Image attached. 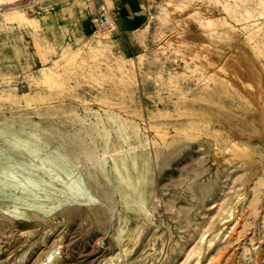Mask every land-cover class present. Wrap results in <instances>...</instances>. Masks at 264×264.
Wrapping results in <instances>:
<instances>
[{"label":"rangeland","instance_id":"374dc122","mask_svg":"<svg viewBox=\"0 0 264 264\" xmlns=\"http://www.w3.org/2000/svg\"><path fill=\"white\" fill-rule=\"evenodd\" d=\"M143 4L0 0V153L87 192L0 203V264H264V0Z\"/></svg>","mask_w":264,"mask_h":264},{"label":"bare ground","instance_id":"6f19581e","mask_svg":"<svg viewBox=\"0 0 264 264\" xmlns=\"http://www.w3.org/2000/svg\"><path fill=\"white\" fill-rule=\"evenodd\" d=\"M27 135H31V133ZM27 137L19 138L14 135V143L21 147L20 144L26 141ZM21 148L22 150L18 152L38 158L39 165L34 167L35 163L33 165L28 164L16 158L12 152L2 150L0 153V196L3 200L0 203L6 204L7 211L14 215L26 216L29 212L46 213L49 208H55L63 203H76L79 196L87 198V192L83 187L84 181L80 176H72L68 180H63L59 175H55L51 180L44 179L40 174L41 168L51 171L54 168L60 169L61 164L54 162L50 155L45 157L35 149L26 148L25 145ZM127 184L130 187V192L136 191L131 183L127 182ZM125 195L127 194L125 193ZM226 214L225 216L228 218L231 212L228 211ZM261 248L264 247L261 245Z\"/></svg>","mask_w":264,"mask_h":264},{"label":"crops","instance_id":"0c3cea01","mask_svg":"<svg viewBox=\"0 0 264 264\" xmlns=\"http://www.w3.org/2000/svg\"><path fill=\"white\" fill-rule=\"evenodd\" d=\"M118 29L121 33L138 31L139 20L144 19L143 0H112ZM140 18V19H139Z\"/></svg>","mask_w":264,"mask_h":264},{"label":"built area","instance_id":"2783aa9c","mask_svg":"<svg viewBox=\"0 0 264 264\" xmlns=\"http://www.w3.org/2000/svg\"><path fill=\"white\" fill-rule=\"evenodd\" d=\"M95 26L103 29H112L115 25V21L111 13L104 5L100 6L98 15L93 19Z\"/></svg>","mask_w":264,"mask_h":264}]
</instances>
